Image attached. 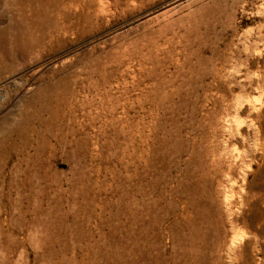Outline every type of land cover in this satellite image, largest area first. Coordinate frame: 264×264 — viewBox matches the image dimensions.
Listing matches in <instances>:
<instances>
[{
	"label": "rangeland",
	"instance_id": "1",
	"mask_svg": "<svg viewBox=\"0 0 264 264\" xmlns=\"http://www.w3.org/2000/svg\"><path fill=\"white\" fill-rule=\"evenodd\" d=\"M0 229V264H264V0H0Z\"/></svg>",
	"mask_w": 264,
	"mask_h": 264
},
{
	"label": "bare ground",
	"instance_id": "2",
	"mask_svg": "<svg viewBox=\"0 0 264 264\" xmlns=\"http://www.w3.org/2000/svg\"><path fill=\"white\" fill-rule=\"evenodd\" d=\"M123 160V159H122ZM128 162H130V161H128ZM47 182V181H46ZM13 187V186H12ZM11 193V192H10ZM11 195V194H10ZM10 199V198H9ZM16 199V198H15ZM16 202V201H15ZM25 219V218H24ZM1 230V229H0ZM9 236V235H8ZM50 238V237H49ZM56 241V240H55ZM221 244V243H220ZM197 251V250H196Z\"/></svg>",
	"mask_w": 264,
	"mask_h": 264
}]
</instances>
